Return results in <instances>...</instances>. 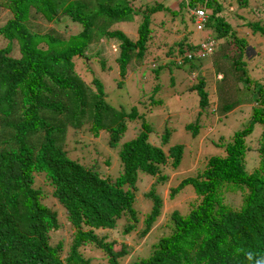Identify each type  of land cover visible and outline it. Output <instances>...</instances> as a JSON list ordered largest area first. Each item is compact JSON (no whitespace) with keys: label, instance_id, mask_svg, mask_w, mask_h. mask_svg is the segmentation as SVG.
<instances>
[{"label":"trees","instance_id":"obj_1","mask_svg":"<svg viewBox=\"0 0 264 264\" xmlns=\"http://www.w3.org/2000/svg\"><path fill=\"white\" fill-rule=\"evenodd\" d=\"M237 1L243 7L248 4V0ZM176 7L160 0L137 6L134 0H0V13L8 12L0 23L4 41L0 46V264H90L82 250L90 244L102 251L106 264H256L264 259V86L252 83L243 69L240 56L248 47L247 40L219 15V0H177ZM195 8H203L208 17L204 37L215 42L216 50L218 42L227 45L223 54L211 53L212 68L217 66L220 74L222 68L240 72V80L257 87L256 104L247 125L223 143V154L209 156L195 169L196 174L169 187V198L190 188L187 208L165 210L161 233L149 248L147 241L148 255L126 262V245L115 250L117 240L95 230H114L122 221L121 233L128 234L141 221L139 236H146L164 213L162 191L154 186L168 180L167 170L177 169L183 145L164 147L167 134L163 145L150 142L151 126L140 119L138 107L117 110L109 106L102 81L94 77L90 91L74 72V60L86 58L91 43L108 38L118 46L115 59L124 78L131 59L140 62L144 57L154 14L162 13L170 21V31L177 17L184 30H190L183 34L174 58L152 70L185 62L196 67L199 60L212 57H199L200 40L190 38L196 31L191 13ZM136 14H141L136 40L112 28L118 22L132 21ZM36 16L47 23H77L80 29L65 36L53 27L40 31L30 22ZM247 25L264 37V23ZM201 83L199 75L197 84ZM197 93L202 108L208 92L200 89ZM238 101L226 102L221 109L228 112ZM126 117H137L140 127L118 148L121 168L115 178L70 156L62 144L67 127L79 129L88 123L95 136L107 130L108 143L115 146L126 131ZM257 123L262 126L256 148L258 165L248 171L245 160L251 147L246 138ZM186 127L193 132L198 129L193 123ZM144 175L157 180L143 195L150 207L140 217L134 207V190ZM36 177H42L50 189L45 191ZM48 195L61 205L74 228L65 256L62 242L49 241L50 232L60 225L56 210L45 202Z\"/></svg>","mask_w":264,"mask_h":264},{"label":"rangeland","instance_id":"obj_2","mask_svg":"<svg viewBox=\"0 0 264 264\" xmlns=\"http://www.w3.org/2000/svg\"><path fill=\"white\" fill-rule=\"evenodd\" d=\"M153 3L157 0H134V4L140 5L142 2ZM166 5L173 8L176 7L177 0H160ZM222 5V11L219 14L235 30V33L246 38L248 47L240 56L243 62V69L248 72V77L253 82L260 83L264 76V37L259 32H252L247 25L248 22L264 23V0H248V4L240 6L237 0H219ZM177 8V7H176ZM210 10L207 11L209 14ZM7 11L0 13V23L6 20ZM141 14L134 17L132 21H122L114 24L112 28L122 30L132 40L137 39V28L140 23ZM170 19V17H169ZM187 19V15H185ZM165 20L164 25L160 27L161 21ZM32 28L40 31H47L53 27L62 34L68 35L79 30L77 23L69 21L61 23H47L39 17H33L30 20ZM176 24V25H175ZM170 21L168 17H163L162 13L154 14V20L151 24L150 40L147 48L144 50V57L141 61L132 58L128 71L124 78L119 75V67L116 61L118 55V46L110 39L103 38L90 44L86 51V58H75L74 72L82 81L94 90L92 79L94 77L102 81L106 92V102L109 106L120 110L130 108L136 105L140 119L151 126V132L148 135L149 141L154 144H162V137L167 134L164 145L181 144L183 145V153L180 163L176 170H167L169 178L161 184L153 185L157 179L150 176H142L136 182L137 188L134 193V207L137 208L138 216L143 217L148 212L150 204L145 198L146 193L151 187L157 188V192L162 191L163 212L172 208H178L183 211L187 208V200L192 194L190 188L185 187L177 193L173 198H169L168 192L170 186H175L185 176L194 175L202 166L203 162L211 155L223 154V143L230 139L232 134L241 130L250 121L253 106L256 104V88L253 85L249 87L247 82L241 78L240 72L224 69L222 66V74L216 70L217 66H211L212 58L199 60L198 63L191 68V62H185L181 66L165 65L155 72L152 66L169 63L178 51V43L182 41L183 34L188 32L190 28L184 30V24L177 17L174 22V29L169 30ZM66 33V34H65ZM189 33V32H188ZM188 33L186 35H188ZM195 38L198 42L200 39L199 32L195 31ZM219 48H215L218 53L223 54L227 45L218 42ZM4 45V41L0 39V46ZM186 43L182 44L185 47ZM230 49L233 47L231 44ZM239 58V59H240ZM215 60V59H214ZM101 61H104L103 66ZM152 67V68H151ZM245 67V68H244ZM199 70V71H198ZM215 72V78L213 73ZM202 75L204 83H198V77ZM157 85V86H156ZM195 85V86H194ZM206 90L208 92V102L204 107L199 106V97L197 90ZM238 101L234 107L223 112L221 106L229 101ZM127 126L125 133L120 137L115 146L108 143L109 132L100 130L95 136L90 132L89 124H85L79 129L67 127L64 134L63 146L70 156L76 157L87 165H95L100 168V172L104 175H110L115 178L120 170V164L117 156L118 148L121 143L132 138L139 131V120L123 118ZM189 123L197 124V131L193 132L191 128H187ZM261 125L255 124L253 131L246 138L251 150L247 152L245 167L248 171H252L258 165L257 139L261 132ZM105 159H109V163ZM171 170V171H170ZM38 184L49 190L42 180V177H36ZM147 201H145V200ZM239 197L236 203H239ZM45 202L57 212L60 227L50 232V243H63L62 256L67 253L68 247L72 240L74 228L69 224L64 210L57 201L48 195ZM166 220V213L152 227L146 236H139L142 227L141 221L136 228L128 234L121 233L123 226L122 221L114 230H95L98 234L107 233L110 238L117 240L114 249L118 250L121 245L125 244L128 250L126 262L137 257L148 255V248L151 240H154L161 233L163 222ZM161 226V227H160ZM148 248H147V241ZM83 254L90 258V264H106V259L99 248L90 244L82 246Z\"/></svg>","mask_w":264,"mask_h":264},{"label":"built area","instance_id":"obj_3","mask_svg":"<svg viewBox=\"0 0 264 264\" xmlns=\"http://www.w3.org/2000/svg\"><path fill=\"white\" fill-rule=\"evenodd\" d=\"M191 12L194 14L196 31L202 34L207 22V14L203 8H195ZM215 47V42H213L211 39H208V37H204L203 35L199 41V50H201V52L198 53L199 57L211 55V53L215 50ZM187 55L191 56V53L189 52Z\"/></svg>","mask_w":264,"mask_h":264},{"label":"clouds","instance_id":"obj_4","mask_svg":"<svg viewBox=\"0 0 264 264\" xmlns=\"http://www.w3.org/2000/svg\"><path fill=\"white\" fill-rule=\"evenodd\" d=\"M193 10V9H192ZM191 10V11H192ZM192 13V12H191ZM193 14V13H192ZM193 16H194V14H193ZM195 24V23H194ZM196 30V29H195ZM205 30V29H204ZM198 32V31H197ZM199 34H200V39L199 40H201V38H202V36H203V33L201 34L200 32H199ZM220 78H221V75H220ZM260 83H262V86H264V76L261 78V81H260ZM250 258H251V255H250ZM256 264H264V259H260V260H257V262H256Z\"/></svg>","mask_w":264,"mask_h":264},{"label":"crops","instance_id":"obj_5","mask_svg":"<svg viewBox=\"0 0 264 264\" xmlns=\"http://www.w3.org/2000/svg\"><path fill=\"white\" fill-rule=\"evenodd\" d=\"M198 41H199V39H198Z\"/></svg>","mask_w":264,"mask_h":264}]
</instances>
